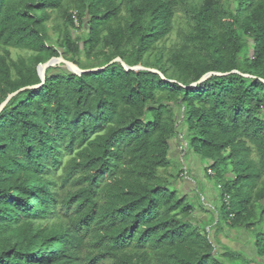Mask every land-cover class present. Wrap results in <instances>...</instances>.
<instances>
[{
	"label": "trees",
	"instance_id": "trees-1",
	"mask_svg": "<svg viewBox=\"0 0 264 264\" xmlns=\"http://www.w3.org/2000/svg\"><path fill=\"white\" fill-rule=\"evenodd\" d=\"M58 57L107 66L53 61L42 83ZM12 93L0 264H264V0H0V107ZM187 150L218 205L179 187ZM241 232L253 258L220 238Z\"/></svg>",
	"mask_w": 264,
	"mask_h": 264
},
{
	"label": "rangeland",
	"instance_id": "rangeland-1",
	"mask_svg": "<svg viewBox=\"0 0 264 264\" xmlns=\"http://www.w3.org/2000/svg\"><path fill=\"white\" fill-rule=\"evenodd\" d=\"M184 26L183 20L180 19H176L175 21V28L174 31L172 32V34L170 35V37H168V39L165 40V46L166 48H170L172 47L178 40V33L181 31V28ZM11 55L12 58H16L18 56H28L29 52L25 51V50H20V49H15V48H11ZM179 150V148H177ZM183 153L179 152V155L181 156ZM191 152L189 150H187V152L184 155V162L188 168H191V166H195V170L197 171V177L195 179V183L197 185V188L203 192V193H207L209 195V197L205 200V203H210L211 202V198L212 201L215 205L219 204V195L221 193L220 189L217 187V180L216 177L214 176H210L206 173V168L208 167L209 163L207 162V160H198L197 158H195L196 160L190 161L191 159ZM180 165H182L180 163L179 160H173V162H171V168L169 169L170 173H174L175 171H177L180 168ZM191 177H193V175H191ZM195 178V177H194ZM191 183V187H188V192L189 193H195L196 192V188H194L193 186V182L189 181ZM187 188V187H186ZM185 186H183V189H186ZM194 198V197H193ZM203 199V198H202ZM201 200V199H200ZM204 200V199H203ZM199 213V212H197ZM241 235L239 236H231L230 238H224V237H220L222 242L227 243L228 245H230L231 247H238V248H242L243 250L246 251V253L251 256V258L254 257V251L252 250L251 245L247 244L245 242V234L243 232L240 233ZM244 244H246L244 246Z\"/></svg>",
	"mask_w": 264,
	"mask_h": 264
},
{
	"label": "water",
	"instance_id": "water-1",
	"mask_svg": "<svg viewBox=\"0 0 264 264\" xmlns=\"http://www.w3.org/2000/svg\"><path fill=\"white\" fill-rule=\"evenodd\" d=\"M61 61L65 66H66V68L69 70V71H72V72H74V73H76V74H78V75H80V74H82V73H84V72H91V71H98V70H101V69H104L107 65H105V66H103V67H99V68H93V69H88V70H82V71H79V70H77L69 61H67V60H65V59H63L62 57H58V58H56V59H52V60H50V61H48V62H46V63H44V64H41V65H39L38 66V73H39V77H40V79H41V81H42V83L44 82V73H43V71H44V69L46 68V66L47 65H49L50 63H52L53 61ZM114 62H120L121 64H122V66L125 68V69H127V70H129V69H133V70H135V69H144V67H142V66H135V67H131V68H129L120 58H115V59H113L112 61H110V63L109 64H112V63H114ZM236 72V71H235ZM212 72H208V73H206L205 75H203L202 77H201V79L198 81V82H196V83H194V84H192V86H195V85H197L201 80H203L205 77H207L209 74H211ZM42 83L40 84V85H37V86H35V87H39V86H41L42 85ZM15 93H12L7 99H6V101L1 105V107H0V109L1 108H3L4 106H5V104L8 102V100L14 95Z\"/></svg>",
	"mask_w": 264,
	"mask_h": 264
},
{
	"label": "crops",
	"instance_id": "crops-1",
	"mask_svg": "<svg viewBox=\"0 0 264 264\" xmlns=\"http://www.w3.org/2000/svg\"><path fill=\"white\" fill-rule=\"evenodd\" d=\"M176 145H177L176 144V141L173 140L171 142V150H170V153L172 155V158H179V157H181L179 155L178 151H177ZM194 160H196L195 157L191 156V159H190L191 163ZM183 162H184V159H183ZM183 164H184L183 165V169L185 170V173H184L183 176H180L182 178V182L179 184V187L181 188V190L183 192H186L187 193L189 191L188 190V187H191V183L189 181H192L194 183L193 184L194 185L193 187L196 188L195 179L197 177V171L195 170V166L192 165L191 168H189V166L187 168L185 162ZM191 175H193V177H191ZM183 186H185V188L186 187L187 188L186 189H183Z\"/></svg>",
	"mask_w": 264,
	"mask_h": 264
},
{
	"label": "built area",
	"instance_id": "built-area-1",
	"mask_svg": "<svg viewBox=\"0 0 264 264\" xmlns=\"http://www.w3.org/2000/svg\"><path fill=\"white\" fill-rule=\"evenodd\" d=\"M185 148L186 146L185 145H179V151L184 153L185 152ZM208 173L210 175H214L213 171H211L210 169H208ZM218 188L220 189V186L218 185ZM228 199H229V196L225 195L224 196V200L227 201V204H228Z\"/></svg>",
	"mask_w": 264,
	"mask_h": 264
}]
</instances>
